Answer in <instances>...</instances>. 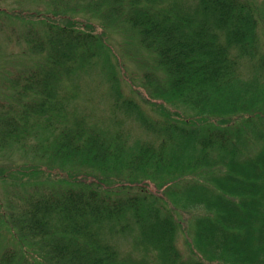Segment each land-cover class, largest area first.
Masks as SVG:
<instances>
[{
  "label": "trees",
  "instance_id": "1",
  "mask_svg": "<svg viewBox=\"0 0 264 264\" xmlns=\"http://www.w3.org/2000/svg\"><path fill=\"white\" fill-rule=\"evenodd\" d=\"M103 3L104 0L86 2V8H99ZM107 8L103 16L114 15L133 27L166 69L168 83L160 96L169 102L183 100L184 107L196 115L157 105L162 120L144 119V126L160 142L157 146L143 143L138 149L107 141L75 115L70 125L69 120L63 122L66 118L60 117L62 125L54 139L63 160L56 163L51 157L56 164L37 172L42 178L46 176L44 180H55L56 185L28 194L21 204L18 230L30 238H39L38 251L44 248L52 264H126L117 259V251L101 233L105 224L118 225L119 215L131 211L137 221L143 220L140 234L160 250L165 264H264V111H255L257 121L253 124L261 132L253 138V130L244 128L252 122L250 115L233 127L241 115H232L240 114L241 109L249 112L247 105L226 95L238 76L242 59L258 54L259 17L255 3L113 0ZM48 24L50 36L42 40L33 36L30 45L33 51H41L50 44L49 65L38 63L25 77L24 72L16 74L11 83L18 88L15 94L21 101V118L51 115L45 117L44 123L50 127L54 113L63 111L56 92L60 75H69L78 60H90L91 47L99 39L76 29L68 19L61 27L54 21ZM261 75L258 77L264 83V72ZM30 93L38 98L24 100ZM213 99L222 107L220 112L204 109L211 108ZM125 109L140 114L131 103ZM10 119L13 120L7 118L1 124L3 139L17 133L19 122ZM247 140H262L252 155L245 153ZM76 164L84 168L83 173L78 174ZM52 170L59 171L60 177H52ZM157 172L166 173V182L176 180L177 185L181 184L175 195L182 209H204L205 213L195 219L194 237L206 259H182L174 242L176 211L171 213L167 202L164 205L161 198L144 191L135 197L122 196L139 177L155 181ZM87 177L92 178L90 182H85ZM163 181L155 183L157 189L165 184ZM5 255L12 253L6 250ZM0 264H4L3 259Z\"/></svg>",
  "mask_w": 264,
  "mask_h": 264
},
{
  "label": "rangeland",
  "instance_id": "2",
  "mask_svg": "<svg viewBox=\"0 0 264 264\" xmlns=\"http://www.w3.org/2000/svg\"><path fill=\"white\" fill-rule=\"evenodd\" d=\"M86 2L93 4L94 0H0V263L3 259L4 264H52L48 255L43 253L44 248L38 251L40 245L36 241L39 238H30L18 230V218L21 204L28 194L56 185L53 182L55 180H44L46 176L42 178L37 172L40 169L47 170V167L63 160L57 150L56 138L54 139L62 125L59 122L60 117L66 118L63 122L69 120L70 125L75 115L76 119L82 118L86 126L103 134L107 141L121 142L125 147L138 149L143 143L157 146L160 142V138L144 126V119L162 120L157 105L163 104L165 108L177 110L181 114L190 113L193 117L196 115L194 111L184 107L183 100L172 99L171 104L160 96V91L168 83L166 69L157 62V55L146 47L133 27L114 15L103 16L113 0H104L99 8H86ZM253 2L259 17L256 31L258 54L242 59L238 76L231 88L227 89L226 95L242 105H247L249 112L241 109L240 114L232 115L233 118L241 115L236 118L233 127L235 124H242L240 120L244 116H251L252 122L246 123L244 128L253 130L254 138L257 132H261L253 124L257 121L255 111H264V83L258 77L264 72V65H260L261 61L264 62V57H261L264 56V0ZM66 19L76 29L92 33L99 40L91 47L93 53L91 52L90 60L80 59L72 64L69 75H60L56 92L66 113L62 110L56 111L55 118L51 121L53 125L49 127L45 126V117L49 118L51 115H29L21 118V101L15 94L18 88L11 83V79L20 72H24L22 77H25L24 74H29L30 69L37 67L38 63L49 65L47 54H50V44H46L41 51H33L30 38L35 36L36 40L38 37L41 40L47 39L51 33L48 23L54 21L55 26L61 27L65 25ZM75 52H78L77 49ZM215 95L212 97H217ZM35 98L38 95L34 93L23 97L24 100ZM127 103L137 108L140 114L126 110ZM210 107L204 109L214 112L222 109L218 103L215 104L214 99ZM7 118L10 121L13 120L10 118H16L19 126L17 133L9 134L3 139L4 128L1 124ZM8 127L12 125L8 124ZM247 134L249 135L248 132ZM261 143L262 140H253V143L247 140L244 145L247 148L245 153L252 155ZM51 157L56 163L51 161ZM79 158L80 155L76 156L74 163ZM35 165L36 167L29 170ZM76 168L78 174L83 173L84 168L80 165L76 164ZM56 171H51L52 177H60L57 174L59 171ZM92 172L96 173L95 170ZM159 172L155 174V181L148 177H139L137 183L129 186V183L122 180L124 185L129 186L122 196L135 197L144 191L159 200L161 198L164 205L167 202L171 213L174 214L173 209L176 211L178 228L174 242L182 259H206L204 250H200L194 237L195 219L205 213L204 209L201 206L182 209V202L175 195L181 184L177 185L179 183H175L176 180L166 182V173ZM91 179L87 177L84 180L90 182ZM161 180L165 184L157 189L155 183ZM199 182L203 180L200 179ZM145 214L148 216L146 211ZM141 217L143 218L142 215ZM118 219V225L105 224L101 233L105 241L117 251L118 260H123L126 264H165L160 250L148 241L147 236H141L143 223L140 222L143 220L137 221L131 211L122 212ZM123 224L127 225L122 226ZM6 250H10L12 255L6 257Z\"/></svg>",
  "mask_w": 264,
  "mask_h": 264
}]
</instances>
